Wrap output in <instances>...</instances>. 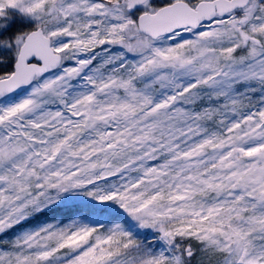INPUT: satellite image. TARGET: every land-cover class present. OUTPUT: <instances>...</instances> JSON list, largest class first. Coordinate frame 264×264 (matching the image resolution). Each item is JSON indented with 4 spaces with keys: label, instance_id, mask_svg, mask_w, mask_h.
<instances>
[{
    "label": "snow or ice",
    "instance_id": "snow-or-ice-1",
    "mask_svg": "<svg viewBox=\"0 0 264 264\" xmlns=\"http://www.w3.org/2000/svg\"><path fill=\"white\" fill-rule=\"evenodd\" d=\"M0 264H264V0H0Z\"/></svg>",
    "mask_w": 264,
    "mask_h": 264
}]
</instances>
